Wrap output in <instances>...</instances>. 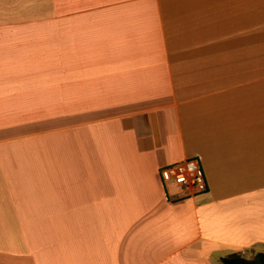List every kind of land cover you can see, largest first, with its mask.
I'll return each instance as SVG.
<instances>
[{
  "label": "crops",
  "instance_id": "obj_1",
  "mask_svg": "<svg viewBox=\"0 0 264 264\" xmlns=\"http://www.w3.org/2000/svg\"><path fill=\"white\" fill-rule=\"evenodd\" d=\"M259 251L264 0H0V264Z\"/></svg>",
  "mask_w": 264,
  "mask_h": 264
},
{
  "label": "built area",
  "instance_id": "obj_2",
  "mask_svg": "<svg viewBox=\"0 0 264 264\" xmlns=\"http://www.w3.org/2000/svg\"><path fill=\"white\" fill-rule=\"evenodd\" d=\"M159 177L164 186H176L181 191L180 196L196 195L208 188L202 166L195 156L161 165Z\"/></svg>",
  "mask_w": 264,
  "mask_h": 264
},
{
  "label": "trees",
  "instance_id": "obj_3",
  "mask_svg": "<svg viewBox=\"0 0 264 264\" xmlns=\"http://www.w3.org/2000/svg\"><path fill=\"white\" fill-rule=\"evenodd\" d=\"M222 264H264V252H257L252 258H246L239 253L221 257Z\"/></svg>",
  "mask_w": 264,
  "mask_h": 264
},
{
  "label": "rangeland",
  "instance_id": "obj_4",
  "mask_svg": "<svg viewBox=\"0 0 264 264\" xmlns=\"http://www.w3.org/2000/svg\"><path fill=\"white\" fill-rule=\"evenodd\" d=\"M177 189V187L176 186H174V185H170L169 184V190L171 191V192H174V190H176ZM254 255H247V257H246V255H245V257L246 258H252Z\"/></svg>",
  "mask_w": 264,
  "mask_h": 264
}]
</instances>
